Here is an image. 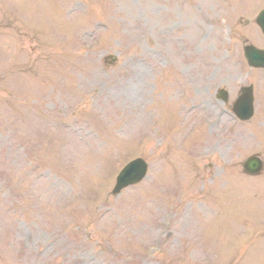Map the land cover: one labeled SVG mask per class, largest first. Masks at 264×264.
Returning <instances> with one entry per match:
<instances>
[{
	"label": "rangeland",
	"instance_id": "rangeland-1",
	"mask_svg": "<svg viewBox=\"0 0 264 264\" xmlns=\"http://www.w3.org/2000/svg\"><path fill=\"white\" fill-rule=\"evenodd\" d=\"M262 9L0 0V264H264V170L242 172L264 162V72L242 54ZM249 85L240 124L215 95ZM139 157L147 178L113 196Z\"/></svg>",
	"mask_w": 264,
	"mask_h": 264
},
{
	"label": "water",
	"instance_id": "water-1",
	"mask_svg": "<svg viewBox=\"0 0 264 264\" xmlns=\"http://www.w3.org/2000/svg\"><path fill=\"white\" fill-rule=\"evenodd\" d=\"M258 24L264 33V12L258 18ZM245 55L251 66L264 68V53L252 52V49H250L245 52ZM251 91V88L245 89L243 95L235 104L234 111L243 120L251 117ZM244 168L249 174H258L261 170V164L259 161L252 159L245 164ZM146 170L147 165L141 160L130 163L119 175L113 193L116 195L127 186L139 183L145 177Z\"/></svg>",
	"mask_w": 264,
	"mask_h": 264
}]
</instances>
